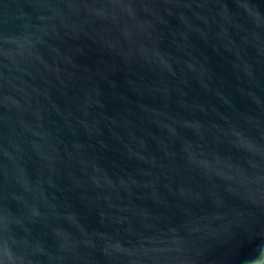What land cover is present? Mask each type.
<instances>
[{
	"label": "water",
	"instance_id": "95a60500",
	"mask_svg": "<svg viewBox=\"0 0 264 264\" xmlns=\"http://www.w3.org/2000/svg\"><path fill=\"white\" fill-rule=\"evenodd\" d=\"M0 264H264V0H0Z\"/></svg>",
	"mask_w": 264,
	"mask_h": 264
}]
</instances>
